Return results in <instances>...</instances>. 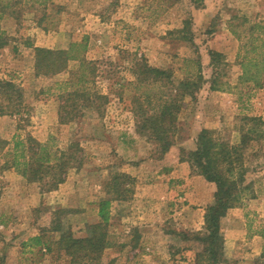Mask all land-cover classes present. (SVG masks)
Segmentation results:
<instances>
[{
  "label": "rangeland",
  "instance_id": "374dc122",
  "mask_svg": "<svg viewBox=\"0 0 264 264\" xmlns=\"http://www.w3.org/2000/svg\"><path fill=\"white\" fill-rule=\"evenodd\" d=\"M15 10L0 19V79L23 91L27 111L0 115V138L7 142L0 151V264H73L69 256L28 241L38 235L58 239L51 230L57 219L76 238L85 237L87 226L99 221V201L113 197L109 183L117 174L135 179L126 186L133 194L113 202L108 245L99 259L81 258L80 264H207L197 260L203 246L196 237L206 233L204 215L216 187L193 171L188 152L203 129L237 143L241 117L264 120V85L236 86L241 40L251 24L264 22V0H204L199 6L190 0H49L45 6L20 3ZM82 40L86 59L98 67L87 87L108 101L100 111L83 108L84 116L61 121V95L82 88L80 62L37 76L34 49H62ZM210 51L223 60L212 65ZM137 59L171 70L176 81L195 79L199 70L205 80L194 96L179 100L174 145L164 155L148 132L137 129L133 97L145 89H135L131 68ZM215 79L226 90H211ZM29 138L47 146L52 163L55 155H70L71 144L79 145L57 187H51L57 171L34 182L23 176ZM17 141L26 147L16 149ZM249 154L255 171L248 182L257 196L245 197L223 218L219 264H264V139ZM181 164L189 179L169 183L168 175ZM154 181H160L161 197L147 195Z\"/></svg>",
  "mask_w": 264,
  "mask_h": 264
},
{
  "label": "trees",
  "instance_id": "16d2710c",
  "mask_svg": "<svg viewBox=\"0 0 264 264\" xmlns=\"http://www.w3.org/2000/svg\"><path fill=\"white\" fill-rule=\"evenodd\" d=\"M49 0H0V19L8 12H14L20 3H35L46 5ZM194 5H202L204 0H190ZM16 11V10H15ZM248 36L241 40L238 53L241 74L236 86L250 85L260 88L264 85V22H256L248 28ZM233 34L237 32L232 29ZM237 36H240L237 34ZM88 50L86 40L71 42L67 48L48 49L35 47V72L37 76H51L65 71L69 61H79L81 74L79 83L82 88L61 95L66 102L60 114L62 119H75L82 109L101 107L108 101V96L92 92L87 87L97 76V62L87 60ZM211 64L216 65L223 60V55L210 51ZM88 73H87V72ZM136 77V92L145 88L140 94L133 97L134 114L139 117L137 129L139 132H148V137L159 144L160 154H166L174 145L173 133L176 128L179 111V100L184 95L194 96L205 83L203 74L199 70L195 79L176 81L174 73L168 69L152 67L144 59H137L132 68ZM89 74V75H88ZM211 90H226L219 85L217 79L212 81ZM0 91L5 98L0 104V115H20L26 112L23 91L11 80L0 79ZM151 110L153 111L151 113ZM239 141L232 143L222 138L218 132L203 129L196 141L193 150L188 152V159L195 173L203 176L216 187L213 202L207 207L204 221L206 233L197 235L196 240L203 246L196 257L205 259L207 264H219L222 261L224 237L222 220L227 212L241 205L245 197H256L253 191L254 183L248 182V175L254 172L248 165L251 145L264 139V120L259 116L244 115L240 119ZM31 156L23 164V176L30 182L44 179V174H54L51 187L55 188L65 180V174L70 164L75 161V152L81 151L79 145L71 144L68 149L70 155L64 152L56 156L52 163L51 154L46 152L47 146L38 144L35 140H28ZM34 143H36L34 145ZM26 147L20 141L15 148ZM7 147V142L0 138V151ZM39 147V148H38ZM39 149V152L37 151ZM74 149V150H72ZM254 155V154H253ZM66 156V158H64ZM20 163L16 162L15 166ZM81 164V163H80ZM135 184V179L127 174L115 175L109 183V194L113 197L102 199L98 203L99 221L87 226V235L76 238L69 226H64L57 219L51 227L52 232L59 233L58 239L51 240L45 235L34 236L29 239L31 247L44 246L47 252L54 250L60 256H69L73 264H80L79 259L88 261L98 260L100 253L108 245V227L112 220V204L114 201H126L133 194V189L126 187Z\"/></svg>",
  "mask_w": 264,
  "mask_h": 264
},
{
  "label": "crops",
  "instance_id": "0c3cea01",
  "mask_svg": "<svg viewBox=\"0 0 264 264\" xmlns=\"http://www.w3.org/2000/svg\"><path fill=\"white\" fill-rule=\"evenodd\" d=\"M168 176H169V181H168L169 183L175 179H180V180H185V181L189 179V174L187 173L186 170H184V167L182 164L177 165ZM197 178L199 177L198 176L193 177L192 179L195 180ZM148 188H149L148 189L149 193H147V195L149 197H161L162 196L160 181H154V183L149 185Z\"/></svg>",
  "mask_w": 264,
  "mask_h": 264
}]
</instances>
